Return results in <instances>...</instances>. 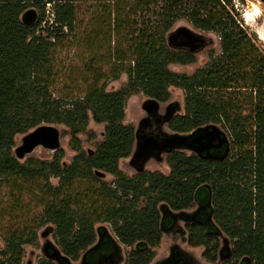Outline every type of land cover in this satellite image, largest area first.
<instances>
[{
    "label": "trees",
    "instance_id": "obj_1",
    "mask_svg": "<svg viewBox=\"0 0 264 264\" xmlns=\"http://www.w3.org/2000/svg\"><path fill=\"white\" fill-rule=\"evenodd\" d=\"M229 3L0 0V182L13 191L19 190L18 184L32 183L31 189L41 196V224H51L46 233L51 231L59 249L45 243L43 251L51 261L39 264H70L83 252L90 258L103 224L109 225L117 247H133L124 264H149L162 232L178 219L185 223L187 244L204 248L206 263L215 262L217 238L223 234L232 242V258L264 264V57L227 11ZM47 4L51 24L46 22L45 33H37ZM86 5L99 29L86 33L91 80L83 81L84 89L75 96L79 82L62 83L59 89L53 81L50 50L52 59L56 45L74 36ZM30 8L38 10V19L25 27L20 17ZM181 19L220 39V56L211 55L191 76L168 68L195 62L193 55L167 46V34ZM122 73L126 85L107 92L108 81ZM171 88L183 91L184 112L174 114L167 129L188 134L219 124L229 131V154L221 160L223 147L209 154L217 158L211 160L175 151L165 158L168 175L143 172L128 177L118 167L135 143V129L123 123L126 102L142 94L165 103ZM90 119L104 125V136L93 152L85 153L78 135ZM42 124L68 129L69 146L77 152L70 164L63 163V151L54 153L51 161L19 163L13 156L14 137ZM96 171L111 175V184L102 183ZM50 178H57L58 186H52ZM193 204L197 208L186 212ZM36 240L35 230L10 234L1 255L9 257L10 264H21L23 246Z\"/></svg>",
    "mask_w": 264,
    "mask_h": 264
},
{
    "label": "rangeland",
    "instance_id": "obj_2",
    "mask_svg": "<svg viewBox=\"0 0 264 264\" xmlns=\"http://www.w3.org/2000/svg\"><path fill=\"white\" fill-rule=\"evenodd\" d=\"M44 1V0H42ZM45 20L38 28L37 33L44 32V24L48 22L51 24V8L46 5ZM39 14L36 8H30ZM84 10L78 15V23L76 25V32L74 36H69L63 43L56 45L52 50H50V62H52L53 70L56 73L53 81H57V86L60 89L62 83H67L70 85L73 81L79 82V88L75 93L78 95V91L84 89L83 81H90V75L87 73L88 64L87 61L91 58L89 53H86V33L89 31L93 32L99 29L97 25V20L92 19V15L89 13V6L83 8ZM227 11L231 14L232 18L235 20L236 24L242 29L246 34L248 39L256 48L259 55L264 57V3L260 0H230L227 5ZM37 14V19H38ZM250 18V22L247 20V16ZM245 16V17H244ZM246 18V19H245ZM249 22V24H248ZM186 27L193 32L209 37L212 39L213 44L203 49L201 52L193 55L195 62L191 65L181 66L177 64L169 65V70L176 74H184L187 76L193 75L198 69L203 68L209 63V59L212 57L220 56V39L215 33L203 32L195 29L186 19H181L177 21L172 29L173 31L178 27ZM94 33V32H93ZM261 34V36H260ZM263 35V36H262ZM263 37V40L260 38ZM89 39V38H88ZM262 40V41H261ZM105 73L109 71V67L104 68ZM127 83V76L122 73L119 79L116 81H108L106 85L107 92H113L120 90ZM147 98L142 94H137L131 96L125 105V116L123 123L125 125H131L136 129L140 120L145 116V112L142 109V103ZM179 107V110L175 114H183L184 112V93L180 89L171 88L169 100L165 103H160L159 113L164 115L167 113L168 108ZM48 125V124H42ZM217 125L229 139V131L219 124ZM60 132V145L61 150L64 152L63 163L68 165L71 163L72 159L76 156L77 152L73 151L70 146V135L68 129L59 124H53ZM164 131L167 133H172L164 125ZM91 133V134H90ZM104 125L95 124L91 119L89 120L88 126L84 132L78 135V139L81 143V149L83 152H93L96 145H98L103 140ZM24 134H19L14 137V149L20 145L21 139ZM13 149V156H14ZM54 153L45 150L41 147H37L31 154L27 155L25 159L18 160L19 163H24L27 159H34L40 161H51ZM187 155L192 154L189 151H185ZM119 169L128 177L134 176L136 173L132 167L129 166V158L120 160L118 164ZM146 172H159L164 175L169 174V168L165 162V157L162 163H157L154 160L149 161L145 166ZM100 181L105 184H111L113 177L111 175H105ZM50 183L52 186H58L57 178H50ZM29 183L18 184L19 190L13 191L11 185L6 182H0V264H10L9 257L1 255V252L5 250V240L10 234L24 235L28 231L35 230L37 233V240L34 245L26 244L23 246V257L21 264H39L41 261H51L46 253L43 251V246L45 243L50 244L55 249H59L57 242L51 235V231L46 233L48 227L51 228V224H41V216L44 204L41 203V196L39 193L32 188ZM33 185V184H32ZM83 185V184H82ZM34 186V185H33ZM197 208L196 204L187 210L186 212H192ZM98 225V224H97ZM103 226L111 233L110 227L107 224ZM178 226L186 232V226L183 222H179ZM112 235V234H110ZM184 239H174L170 234H163L159 245L153 249L154 251V261L166 256L168 254V248L172 245L173 241L179 244L181 249L185 252L194 256L200 264H209L203 261L202 254L204 253L203 247L192 248L190 247ZM183 242H182V241ZM219 241V240H217ZM120 254L122 261L120 264H124L126 257L130 250L133 249L120 245ZM77 264L79 261L76 262Z\"/></svg>",
    "mask_w": 264,
    "mask_h": 264
},
{
    "label": "water",
    "instance_id": "obj_3",
    "mask_svg": "<svg viewBox=\"0 0 264 264\" xmlns=\"http://www.w3.org/2000/svg\"><path fill=\"white\" fill-rule=\"evenodd\" d=\"M264 3V0H260ZM22 25L31 27L37 22V13L33 9L26 10L20 17ZM167 46L175 51H184L190 55H195L201 52L206 47L213 44L211 38L197 34L186 27H178L169 32L166 37ZM160 103L147 99L142 104V109L146 112L153 111L158 115L155 119L158 130L157 134L153 136L138 137L139 131L142 130V124L138 125L135 131V144L133 152L129 158V166H131L137 174L145 172V166L150 160L157 163H162L164 157L175 151H189L200 156L202 151H209L210 149H220L225 146V154L222 159H225L228 153V138L217 125L209 124L200 127L188 134L167 133L163 130L166 123L167 114L161 115L159 113ZM179 110L172 109L168 117H172L175 112ZM145 120H143L144 122ZM60 132L53 125H41L37 128L24 134L21 143L14 149V157L16 160H23L31 154L37 147H41L51 152L61 150ZM202 158V157H201ZM212 157L206 155L203 159H211ZM98 177H105V174L99 171L95 172ZM95 248V247H94ZM90 251V250H89ZM58 253H54L56 257ZM85 257H83L82 264H85Z\"/></svg>",
    "mask_w": 264,
    "mask_h": 264
},
{
    "label": "flooded vegetation",
    "instance_id": "obj_4",
    "mask_svg": "<svg viewBox=\"0 0 264 264\" xmlns=\"http://www.w3.org/2000/svg\"><path fill=\"white\" fill-rule=\"evenodd\" d=\"M175 108L176 107H173V108L169 107L167 109V113H166L167 118L165 119L166 123L171 118V117H168V114L170 113V111L172 109H175ZM144 112H145V116L138 123V125L142 124V126H141L142 130L139 131V134H138L139 138H141V136L156 135L158 127H159V126H157V124L155 122V119L158 118V115L154 114L153 111H151V110H149V112H146V111H144ZM143 120H145V121L143 122ZM166 123L164 125H166ZM138 125H137V127H138ZM137 127H136V129H137ZM163 128H164V126H163ZM136 129H135V131H136ZM135 138H136V136H135ZM228 142H229V140H228ZM223 147H224V154H225L226 147L225 146H223ZM223 147H221L220 149H222ZM220 149H218V150H220ZM214 150H216V149H210L209 151H202L200 156H198V157L199 158L202 157V159H203L206 157V155H209ZM229 150H230V144L228 146V153H227L226 157L229 154ZM193 154H195V153H193ZM216 159L217 158H213V157L211 158V160H216ZM145 172H146V170H145ZM135 175H137V173ZM179 222H183V221H181L179 219L175 220V222L171 226V228H169L166 231H163L162 235L163 234H170L173 236L174 239H178V237H180V239H182V238L184 239L186 232L178 226ZM110 234H112V232L109 233V231L106 228L102 233L96 231V240L92 246V248L95 247L93 249L94 254H91L90 258L88 256L85 257V262H86L85 264H120L121 263L122 258H121L120 249H119L120 245H118V247H117L116 239L114 238L113 234L112 235H110ZM185 239H186V237H185ZM217 239L219 240V247H218L217 252H216V260H215V262L209 263V264H243L242 258L238 259V260L232 258L233 256L231 253V243H232L231 240L226 238L223 234H220ZM184 241H186V240H184ZM176 242L173 241L172 245L168 248V254L166 256H164V257H162L156 261H154V258H153L149 264H200L199 261H197V259L194 258V256L192 257V255H190L189 253H187L183 249H181L179 244H177ZM109 243L112 244L111 248H108ZM85 254H86V252H83L80 255L78 260L69 261V263L70 264H77L76 262L79 261L78 264H82L83 257ZM203 261L206 262L204 259H203Z\"/></svg>",
    "mask_w": 264,
    "mask_h": 264
},
{
    "label": "bare ground",
    "instance_id": "obj_5",
    "mask_svg": "<svg viewBox=\"0 0 264 264\" xmlns=\"http://www.w3.org/2000/svg\"><path fill=\"white\" fill-rule=\"evenodd\" d=\"M247 16V20L250 22V18L248 17V15H246ZM245 17V16H244ZM246 19V18H245ZM249 22H248V24H249ZM262 33H264V32H262ZM260 36H261V34H260ZM263 36V35H262ZM262 40H263V37H260ZM261 40V41H262ZM264 42V41H263Z\"/></svg>",
    "mask_w": 264,
    "mask_h": 264
},
{
    "label": "built area",
    "instance_id": "obj_6",
    "mask_svg": "<svg viewBox=\"0 0 264 264\" xmlns=\"http://www.w3.org/2000/svg\"><path fill=\"white\" fill-rule=\"evenodd\" d=\"M47 5H49V4H47ZM50 6V5H49Z\"/></svg>",
    "mask_w": 264,
    "mask_h": 264
}]
</instances>
